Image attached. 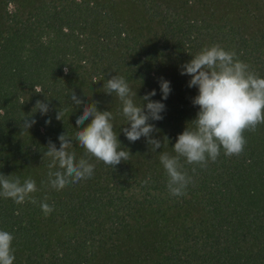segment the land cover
I'll use <instances>...</instances> for the list:
<instances>
[{"label":"trees","instance_id":"16d2710c","mask_svg":"<svg viewBox=\"0 0 264 264\" xmlns=\"http://www.w3.org/2000/svg\"><path fill=\"white\" fill-rule=\"evenodd\" d=\"M213 45L264 78V0H0V174L32 178L39 189L36 204L0 197V230L14 236V264H264V124L245 131L239 156L221 149L205 168L181 158L192 177L185 196L169 193L160 163L161 152L176 155L178 135L199 111L198 89L188 87L181 66ZM117 74L137 92V104L155 89L152 99L166 105L164 118L150 121L154 138L164 140L160 149L123 134L122 105L103 88ZM160 78L171 82L167 100ZM72 91L83 104L72 105ZM38 100L51 111L32 114L37 123L24 131L22 119ZM93 101L113 113L131 153L115 168L75 139L91 122L77 126L76 119ZM65 133L76 159L95 168L57 191L43 152L50 140L59 148ZM45 197L55 209L48 216L40 208Z\"/></svg>","mask_w":264,"mask_h":264},{"label":"clouds","instance_id":"9594fccd","mask_svg":"<svg viewBox=\"0 0 264 264\" xmlns=\"http://www.w3.org/2000/svg\"><path fill=\"white\" fill-rule=\"evenodd\" d=\"M192 57L181 66V75L190 76L188 87L198 89V95L192 99V103L199 107V111L196 118L188 123L193 127L189 128L187 124L183 133L178 135L173 147L176 155L160 153V163L167 176V189L175 197L185 196L188 185L192 183V177L185 170L181 158L188 165L205 168L209 161L215 162L218 159L221 149L227 157L239 156L247 143L245 131H255L258 125L264 124V78L252 71L234 51L225 50L220 45L205 47ZM159 84L162 100H167L172 91L171 82L160 78ZM103 88L106 94H115L122 105V114L128 125L122 131L129 142L135 143L143 137L151 151L163 147L164 140L154 138L153 133L158 129L150 123L162 120V113L166 111L162 101L152 99L157 95L155 89L139 98L142 104H137V92L132 90L123 76H112L106 80ZM36 92L42 91L37 89ZM70 100L75 106L83 104V100L74 91L70 94ZM97 105L96 101L84 105L76 125H84L89 119L91 122L75 132V139L91 157L115 168L122 161H128L131 153L122 148L112 123L115 119L113 113L101 111ZM37 111L46 116L51 111L49 103L40 100L36 102L32 113L22 119L24 131L37 123L35 119H29ZM64 115L61 108L57 110L55 118L63 120ZM45 123L50 125L51 118ZM58 139L59 148L50 140L43 157L51 158L48 164V184L60 191L69 184L90 178L94 174L95 165L83 157L76 159L72 140L67 133L59 135ZM38 190L32 178L21 183L19 177L0 174V197L10 198L18 205L25 202L36 204L33 194ZM46 201L47 197L45 202L40 203V208L48 216L55 209L54 205ZM13 241L14 236L10 232L0 230V264H14L16 256Z\"/></svg>","mask_w":264,"mask_h":264}]
</instances>
